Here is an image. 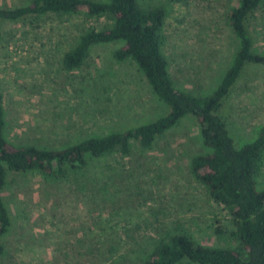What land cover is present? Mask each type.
I'll use <instances>...</instances> for the list:
<instances>
[{"label": "rangeland", "instance_id": "rangeland-1", "mask_svg": "<svg viewBox=\"0 0 264 264\" xmlns=\"http://www.w3.org/2000/svg\"><path fill=\"white\" fill-rule=\"evenodd\" d=\"M25 1L0 0V6ZM139 3L166 10L162 50L176 85L198 96L211 93L238 46L227 22L237 0ZM111 22L84 12L0 20V91L11 143L63 147L166 112L136 64L113 57L122 42L93 45L80 68L63 67L64 52L83 32ZM250 30L256 49L264 52V2ZM224 116L236 147L257 136L264 126V65L246 68ZM209 151L197 121L188 116L150 150L96 159L83 177L14 175L3 191L12 225L0 264L138 263L152 243L177 228L203 245L235 246L230 212L191 171L192 158ZM256 179L264 186V164Z\"/></svg>", "mask_w": 264, "mask_h": 264}, {"label": "trees", "instance_id": "trees-1", "mask_svg": "<svg viewBox=\"0 0 264 264\" xmlns=\"http://www.w3.org/2000/svg\"><path fill=\"white\" fill-rule=\"evenodd\" d=\"M263 2L237 0L229 9L227 22L238 39V46L220 82L204 96L178 87L170 74L169 61L162 50L166 15L163 7L144 8L139 0H26L17 6H0V20L20 21L78 12L109 19L111 25L90 28L79 36L76 44L64 52L63 67L68 71L80 68L93 45L122 42L113 57L118 61L132 60L152 92L167 106L165 113L148 122L87 136L63 147L16 145L6 135L0 91V256L7 251L3 237L12 225L3 197L11 177L38 174L52 181L83 177L96 159L114 153L128 156L134 150H150L165 132L182 118L191 116L199 125L203 144L210 149L192 158L191 171L210 197L230 212L231 235L236 245H203L187 230L177 228L152 243L141 262L119 264H264V186L259 187L256 179L264 164V126L253 140L236 147L224 116L227 100L246 68L264 65V52L256 49L250 30L251 19ZM216 230L222 234L221 228Z\"/></svg>", "mask_w": 264, "mask_h": 264}]
</instances>
